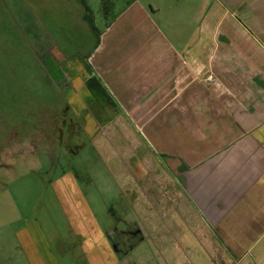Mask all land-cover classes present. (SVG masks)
<instances>
[{
  "label": "crops",
  "instance_id": "crops-1",
  "mask_svg": "<svg viewBox=\"0 0 264 264\" xmlns=\"http://www.w3.org/2000/svg\"><path fill=\"white\" fill-rule=\"evenodd\" d=\"M68 1L95 42L77 93L64 83V109L81 106L82 118L97 103L90 78L105 90L116 113L102 125L116 121L90 144L134 201L106 229L69 173L55 200L82 243L76 264H264V0H203L186 38L174 15L172 36L162 31L158 0H126L116 14L102 5L100 17L88 0Z\"/></svg>",
  "mask_w": 264,
  "mask_h": 264
},
{
  "label": "rangeland",
  "instance_id": "rangeland-1",
  "mask_svg": "<svg viewBox=\"0 0 264 264\" xmlns=\"http://www.w3.org/2000/svg\"><path fill=\"white\" fill-rule=\"evenodd\" d=\"M103 1L88 0L89 7L99 17L102 5L116 14L126 3V0ZM141 2L147 7L156 3L154 0ZM158 3L159 25L168 37L172 36L169 29L175 27H167V15L170 18L174 15L179 35L185 38L197 27L203 0H189L188 3L198 8L189 7L185 0L174 7L169 0H158ZM79 13L75 1L0 0V264L82 261V243L71 231L76 226L74 220L55 200V194L63 191L64 184H72L68 170L74 174L76 170L92 198L94 214L106 229L116 227L119 217L129 214L127 209L134 202L126 186L112 184L114 174L93 150L89 138L76 133V125L74 132L65 131L69 135L63 134L61 141L54 138L51 145L40 137L42 131L50 134L51 122H57L55 128L64 133L62 122L67 95L64 83L72 85L77 93L86 80L85 69L79 67V62L91 52L95 39L77 20ZM100 20L96 21L101 30L104 26ZM108 106L105 99L99 98L89 111H84L83 118L77 120L72 114L68 117L80 124L89 113L100 125L90 120L92 125L87 123V132L93 126V129L99 128L96 134L99 131L102 134L109 132L116 121L102 125L116 113L113 106L111 109ZM72 107L76 114L81 111V106ZM125 125L129 128L127 122ZM66 144L83 145V148L71 156L65 149ZM88 177L96 183V190L94 185L86 186ZM106 182H111L110 188Z\"/></svg>",
  "mask_w": 264,
  "mask_h": 264
},
{
  "label": "flooded vegetation",
  "instance_id": "flooded-vegetation-1",
  "mask_svg": "<svg viewBox=\"0 0 264 264\" xmlns=\"http://www.w3.org/2000/svg\"><path fill=\"white\" fill-rule=\"evenodd\" d=\"M81 112H82V110H81L78 114L74 113V110H73V107H72V106H71V109H70V113L67 112L66 109H64V121L62 122V126L64 127V133L62 132V130H59L58 128H55L57 122H55V123H54V122H51V124L49 125V126H52V129H51L50 134H47V132L44 133L43 131H42L43 133H42V132H41V133L39 132V133L41 134V135H40L41 139H45L46 141H49V145H51L52 143H54V138L57 137V139L61 141V139L63 138V134H64V137L68 136L69 133L66 134L65 131H69V130H71V132H74V125H76L75 127H76V129H77V131H78V132H76V133H77V134H81V135H85V133H87V135H88L87 137L89 138V142H91L93 145H95L96 142L99 140V135L96 134V133H94L93 136H90V135L88 134V132H87V127H86L87 123L90 122V121L88 120V118H87V117H84V119H82V120H83V121H82V122H83V127H82V126H81V123L78 124L79 121H76V124H75V123L72 121V119H70V118L68 117V114H72V115H74V116L77 117V120H79V118H81V115H80ZM82 118H83V116H82ZM92 118H93V117H92ZM88 127H90V125H89ZM91 129H93V126H92L91 128H89L88 131L90 132ZM94 129H95V128H94ZM94 129H93V132H94ZM45 134H46V135H45ZM57 135H58V136H57ZM85 136H86V135H85ZM50 137H52V138H50ZM82 148H83V145L81 146V145L71 144L70 146H68V144H66V148H65V149L68 150V152H69V154H70L71 156H76L77 154H79L78 152H80V150H81ZM68 168H72V167H70V165H69ZM72 169H73V168H72ZM68 172H69L70 174H74V173H73L72 171H70V170H68ZM69 173H68V174H69ZM74 176L80 178V177L77 175L76 170H75V174H74Z\"/></svg>",
  "mask_w": 264,
  "mask_h": 264
},
{
  "label": "trees",
  "instance_id": "trees-1",
  "mask_svg": "<svg viewBox=\"0 0 264 264\" xmlns=\"http://www.w3.org/2000/svg\"><path fill=\"white\" fill-rule=\"evenodd\" d=\"M104 7H106V5H104ZM87 10L89 9L87 8ZM88 22H89L90 29L94 31L95 27L93 26L92 21L88 20ZM86 88L90 92V94L96 99V101H98L99 98H103L106 100V102H108L109 106H113L111 102L109 101L108 96L105 93V90L101 87L98 81H96L94 78H90L89 80L86 81Z\"/></svg>",
  "mask_w": 264,
  "mask_h": 264
},
{
  "label": "built area",
  "instance_id": "built-area-1",
  "mask_svg": "<svg viewBox=\"0 0 264 264\" xmlns=\"http://www.w3.org/2000/svg\"><path fill=\"white\" fill-rule=\"evenodd\" d=\"M208 79H210V76L208 77Z\"/></svg>",
  "mask_w": 264,
  "mask_h": 264
}]
</instances>
